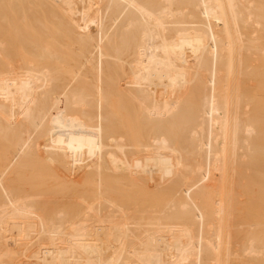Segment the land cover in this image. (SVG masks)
<instances>
[{"label": "bare ground", "instance_id": "1", "mask_svg": "<svg viewBox=\"0 0 264 264\" xmlns=\"http://www.w3.org/2000/svg\"><path fill=\"white\" fill-rule=\"evenodd\" d=\"M235 178L255 229L264 0H0V264H264Z\"/></svg>", "mask_w": 264, "mask_h": 264}, {"label": "rangeland", "instance_id": "2", "mask_svg": "<svg viewBox=\"0 0 264 264\" xmlns=\"http://www.w3.org/2000/svg\"><path fill=\"white\" fill-rule=\"evenodd\" d=\"M178 165H179V164H178ZM166 173H167V172H166ZM168 173H169V172H168ZM171 173H174V176H173V175H171V176L169 175V176H170L169 178L174 179L173 181H175V176H177V179H176V181H177L179 175H178V174L175 175L176 172H171ZM162 174H163V173H162ZM169 174H170V173H169ZM159 175H160V173H159ZM164 175H165V174H164ZM167 175H168V174H167ZM162 176H163V175H162ZM158 177H159V176H157V178H158ZM173 177H174V178H173ZM157 178H154V179H157ZM169 178H168V176H167V179H169ZM236 178H237V176H236ZM236 178H235V182H236V183L233 185V186H234V189H233V191H232V193L234 192V194H233L232 196H233L234 198L236 197V198H235V201H233V202H234V206H235V208L237 207L238 211H237V209L234 208L233 212L236 211V212H234V214L232 213L234 217L231 215V216H232V219L229 220V222H231V223H230V226H229L231 232H232L233 229H236V230H237V228H238V231H237V232H236V230H235V231L233 230V232H234V234H235L236 236L232 233L233 236L236 237V238H234L235 242L233 243V244L235 245V247H237V243H238V244L243 243V241H242V240H239V239H242V237L244 238V235H246V236L249 235V238H250L251 235H252V234L250 235V233H253V232H254V234H256V235L258 234V235H259L262 231H264V229L262 230V228L260 227V226H263L264 223H263L262 225H260V226H258V225H257V227L255 226V229H253V227H254L253 224L256 222V221L254 222V220H256L258 217H260V220H259V219H258V220L261 221V220H262L261 217H263V215L260 216L259 214H256V213H255L256 215H258V217L255 215V217H257V218L254 219L255 217H254V213H253L252 209L254 210L255 207L252 206L253 204H252L250 198H247L248 201L245 202V204H246L245 206H248V205L250 204L248 207H251L252 209L244 206L245 209L243 210V213H245V214H242V215L244 216V218L246 217L247 220H246V219H244V220L242 219V222H241V218H239V217H241L242 215L239 216V214H241L242 211L239 209V208H241V207H238L239 205H238L237 199H240V198H242V197H241V196H240V197H239V196H236V195H239V194L237 193V179H236ZM154 179H150V180H153V181H154ZM164 179H165V178H164ZM167 179H165V180H161V178H160L159 180H160V181H165V182L167 181V182H168ZM147 180H148V179H147ZM139 181L142 182L141 180H139ZM160 181H159V182H160ZM173 181L170 180L169 182L173 183ZM153 183H154V182H153ZM153 183H152V184H153ZM161 183L163 184L164 182H161ZM161 183H160V184H161ZM155 184H156V182H155ZM155 184H154V185H155ZM169 184H170V183H169ZM158 186H160V185H158ZM158 186H157V187H158ZM165 186H166V184H163L162 188H160V189H162L161 191L165 190V191L168 192L169 189H168L167 187H168L169 185L167 184V187H166V188H165ZM160 187H161V186H160ZM164 188H165V189H164ZM157 189H159V187H158ZM160 189L157 190V191H160ZM154 190H155V188H154ZM234 190H236V191H234ZM137 191H140L139 193H137V194H139V195H140V193H143L142 190H140V189L137 190ZM155 191H156V190H155ZM155 191H154V192H155ZM161 191H160L159 193H161ZM163 193L166 194V192H163ZM163 193H162V195L164 196ZM156 194H157V193H156ZM160 195H161V194H160ZM160 195H157L156 197H154L155 195H154L153 197L150 196L149 200H150L151 198H152V199L158 198V196H160ZM162 195H161V196H162ZM234 195H235V196H234ZM234 198H233V199H234ZM152 199H151V200H152ZM242 199H243V198H242ZM140 200H142V199H139V201H140ZM240 200H241V199H240ZM139 201H138V203H139ZM152 201H153V200H152ZM152 201H151V202H148V203H155V202H156V201H155V202H154V201L152 202ZM159 201H160V200H159ZM141 202H142V201H140V203H141ZM247 202H249V203L247 204ZM138 203H137V205H138ZM159 203H160V202H158V204H159ZM156 204H157V203H156ZM139 205H144V202H142V204H139ZM139 205H138V206H139ZM147 205L149 206L150 204H147ZM237 205H238V206H237ZM144 206H145V205H144ZM144 206H141V207L143 208ZM148 206H147V207H148ZM141 207H140V208H141ZM244 207H243V208H244ZM253 207H254V208H253ZM138 208H139V207H138ZM140 208H139V209H140ZM246 208H247V209H246ZM248 209H249V210H248ZM239 210H240V211H239ZM244 211H245V212H244ZM246 211H247V213H246ZM248 211H250V212H248ZM238 212H241V213H238ZM256 212H257V211H256ZM248 213H249V214H248ZM252 213H253V214H252ZM235 215H236V216H235ZM245 215H246V216H245ZM247 215H248V216H247ZM252 215H253L254 218H251ZM235 218H239L240 223H239V221L233 220V219H235ZM249 218H250V219H249ZM250 220H251V224H250V222H248V221H250ZM234 222L237 223V224H233ZM246 222H248V224H247ZM238 224H239V225H238ZM240 224H241V225H240ZM244 224H245V226H244ZM246 225H248L247 228H246ZM250 225H252V226H250ZM233 226H235V227L237 226V227L235 228V227H233ZM240 226H242V227H240ZM249 227H251V228H249ZM231 228H232V229H231ZM243 228H244L245 230H242ZM256 228H259L258 231L256 230ZM240 230H242V231H240ZM254 230L256 231V233H255ZM261 230H262V231H261ZM243 231H244L245 234H243ZM245 231H247L248 233L245 232ZM250 231H251V232H250ZM260 231H261V232H260ZM235 232H236V233H235ZM258 232H260V233H258ZM246 233H247V234H246ZM263 233H264V232H262L261 234L263 235ZM242 234H243V236H241ZM261 234H260V235H261ZM237 235H239V236H237ZM240 236H241V237H240ZM252 236L255 237L254 235H252ZM263 236H264V235H263ZM261 237H262V236H261ZM245 239H248V236H247L246 238H244V240H245ZM255 239H257V236H256ZM258 240H262V238H258ZM263 240H264V237H263ZM263 240H262V241H263ZM245 241H246V240H245ZM239 246H240V245H238V247H239ZM235 252L237 253V254L235 253L236 255L239 254V253H238L239 251L237 252V248H235ZM236 261H237V260H236ZM240 261H241V260L239 259L238 262H240ZM248 262H249V261H248ZM250 262L254 263L253 261H250ZM258 262H260V261H258Z\"/></svg>", "mask_w": 264, "mask_h": 264}]
</instances>
